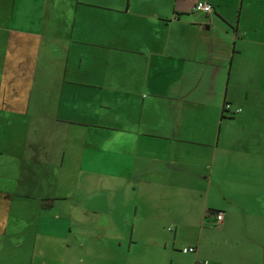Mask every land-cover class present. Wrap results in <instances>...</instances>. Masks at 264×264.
<instances>
[{
    "label": "crops",
    "instance_id": "obj_1",
    "mask_svg": "<svg viewBox=\"0 0 264 264\" xmlns=\"http://www.w3.org/2000/svg\"><path fill=\"white\" fill-rule=\"evenodd\" d=\"M197 1L0 0V264H264V0Z\"/></svg>",
    "mask_w": 264,
    "mask_h": 264
},
{
    "label": "built area",
    "instance_id": "obj_2",
    "mask_svg": "<svg viewBox=\"0 0 264 264\" xmlns=\"http://www.w3.org/2000/svg\"><path fill=\"white\" fill-rule=\"evenodd\" d=\"M194 9L196 11H201V12H205V13H210L213 10V7L211 4L204 2L202 0H199L195 3L194 5ZM216 220L217 221H221L222 220V214H218L216 215ZM182 252L183 253H193L194 252V248L193 247H184L182 248Z\"/></svg>",
    "mask_w": 264,
    "mask_h": 264
},
{
    "label": "trees",
    "instance_id": "obj_3",
    "mask_svg": "<svg viewBox=\"0 0 264 264\" xmlns=\"http://www.w3.org/2000/svg\"><path fill=\"white\" fill-rule=\"evenodd\" d=\"M226 105H228V103H225V106ZM228 117H229L228 116V110H227V108L224 107L223 114H222L221 118L226 119ZM51 203H52V199H43L42 200V207L43 208H49V207H51Z\"/></svg>",
    "mask_w": 264,
    "mask_h": 264
}]
</instances>
